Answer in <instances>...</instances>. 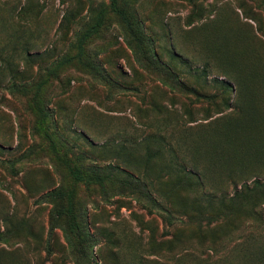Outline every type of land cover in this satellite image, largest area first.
<instances>
[{
    "label": "rangeland",
    "instance_id": "374dc122",
    "mask_svg": "<svg viewBox=\"0 0 264 264\" xmlns=\"http://www.w3.org/2000/svg\"><path fill=\"white\" fill-rule=\"evenodd\" d=\"M0 264H264V0H0Z\"/></svg>",
    "mask_w": 264,
    "mask_h": 264
}]
</instances>
